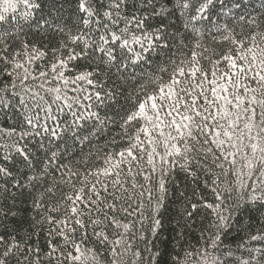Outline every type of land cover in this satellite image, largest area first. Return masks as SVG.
Returning a JSON list of instances; mask_svg holds the SVG:
<instances>
[{
    "label": "trees",
    "instance_id": "trees-1",
    "mask_svg": "<svg viewBox=\"0 0 264 264\" xmlns=\"http://www.w3.org/2000/svg\"><path fill=\"white\" fill-rule=\"evenodd\" d=\"M100 2L104 6L97 9L93 0L94 13L98 11L99 14L89 18L87 14L80 12L79 0H34V3L41 5L40 8L18 6L16 20L0 23V36L4 40L0 48L7 49L4 54L9 60L13 53L21 54L17 55L20 61L26 59L22 55L28 51L22 47L24 43L45 53L31 65H26L33 75L24 81V85L16 77L5 75L0 79V87L15 80V91L30 96L31 92H24L26 85L28 89L44 96L48 102L41 108L35 107L33 101L28 99V107L24 108L19 104L18 97L6 93L5 99L10 100L11 105L7 109H0V166L7 167L17 180L25 183L24 188H18L0 180V209L8 213L0 221V234L15 235L21 243H24L31 231L32 219L39 218L43 212V209L33 208L34 202L40 201L49 207L61 201L62 196L72 191L73 184L78 189L86 176L90 181L96 179L87 174L107 167L104 162L107 154L123 150L127 146L128 137L135 133L137 122L125 124L124 119L134 110L133 98L136 97L139 85L147 82V88L151 90L154 86L151 81L157 76L162 77L166 83L175 64L187 62L193 49L215 61L230 48H235L230 42L232 39L240 40L255 35L259 41L264 35V0H212L205 12L200 14L201 19L195 21L191 20V16L197 15L195 7L206 0H188V9L177 8L174 12V5L167 4L168 11L162 15H155L153 8L159 12L160 5L165 0H153L152 4H147L144 0H124L118 14L111 7L110 0ZM26 11L33 13L28 21L19 16V13ZM105 11L111 12V17L104 16ZM185 12L187 15L183 14ZM133 16L137 20H143V27L136 26ZM85 19H90V22L84 24ZM193 26L199 30L198 33L192 31ZM113 32L121 37L119 41H111L110 35ZM101 36L109 38V43L103 44ZM226 36L229 37L228 40H224ZM73 37L83 39L73 41ZM135 37L140 38L139 43ZM125 39L129 41L128 47L121 46ZM197 41L201 45L199 48H195ZM99 47L112 49L115 60H108L98 50ZM70 54L76 55V59L67 60V65L57 68L56 72L51 70V65L58 60H66ZM201 65L208 67L207 60L201 59ZM10 67L6 61H0V70ZM223 67L221 64V68ZM162 68L167 71H159ZM16 71L23 76L22 70ZM60 71L64 74L62 79L57 78ZM88 71H93V75L89 77L93 84L76 80L78 75ZM40 72L47 75L40 76ZM57 87L61 90L60 100L55 99L56 93L47 91ZM96 93L100 94L99 99L96 98ZM77 117H83L79 123ZM28 118L33 119L37 124L36 128L26 123ZM45 127L48 131L43 130ZM12 129H15V133H12ZM53 131L56 135H52ZM36 132H40V135H36ZM25 133L28 135H24ZM85 136L88 137L87 140L84 139ZM18 147L30 154L32 168L26 166L23 156L17 151ZM53 153L56 154L54 157ZM58 165L68 167L58 170ZM73 171L80 175L74 177L72 183H65L64 180ZM145 171L150 173V167L145 168ZM219 172L216 168L212 173L202 175L199 180L187 176L178 167H173L168 172L165 179L167 192L163 194L162 206L158 209V218L163 225L161 237L174 240L175 243L171 246L181 256L185 249L195 252L200 248H207L209 252L221 256L225 252H231L233 255L227 258L225 264H242L243 260L250 259V252L264 248V240L251 239L253 235L264 234V208L260 211L245 210L246 206L259 207V204L251 201L246 205L245 201L249 196H260L262 193L260 188L244 190L221 182L223 177L217 185L204 184V180ZM155 175L160 176L159 170ZM6 179L11 181V178ZM100 179L111 178L101 176ZM137 179L145 183L143 177ZM50 186H54L53 193L47 191ZM145 186L151 188L155 195H161L156 191V179L147 182ZM229 186L233 187L231 192L226 190ZM211 187L223 191L222 208L226 210L219 215L230 216L226 229L217 227L218 213L206 206L221 203L214 196ZM139 191L140 189L135 190L136 193ZM132 192L129 188V193ZM134 200L139 202L135 196ZM192 205L197 207L193 209ZM62 212L63 210L53 215L60 216ZM142 212L146 217L154 214L151 207L143 208ZM120 215L123 219V214ZM134 219L127 217L128 221ZM150 226L151 219H145L142 225H137V229L144 231L146 239H151L147 236ZM44 227L48 225L45 224ZM139 230H135L137 236L140 235ZM218 234L219 246L210 247V241ZM39 242L43 249L40 264H49V257L44 255L48 251L44 247V234L39 237ZM133 245H138L141 249L152 247L146 240L140 239L134 240ZM88 246L100 248L95 237H91ZM105 256L106 253L99 257L101 264H105Z\"/></svg>",
    "mask_w": 264,
    "mask_h": 264
},
{
    "label": "snow or ice",
    "instance_id": "snow-or-ice-1",
    "mask_svg": "<svg viewBox=\"0 0 264 264\" xmlns=\"http://www.w3.org/2000/svg\"><path fill=\"white\" fill-rule=\"evenodd\" d=\"M144 2L152 4L153 0ZM123 3L124 0H110L111 7L117 14ZM211 3L212 0L199 3L195 7L197 15L191 16V20L201 19L200 14H203ZM95 4L97 9L104 6L100 0H95ZM167 4L174 5L173 12L177 8H189L188 0H165V3L160 5V11L157 12L154 7L153 13L162 15L168 11ZM21 5L27 9L41 7L40 4L34 3V0H0V23L16 20L18 6ZM79 10L89 18L99 14L98 11L94 13L93 0H79ZM183 14L187 15L186 12ZM32 15L31 11L19 13L25 21ZM103 15L111 17L112 13L105 11ZM132 19L136 21L137 27H143L142 19L137 20L135 16ZM89 22L90 19L83 20L84 24ZM192 31L199 32L194 26ZM82 39L83 37H73V41ZM100 39L103 44L109 43V38L101 36ZM110 39L116 42L121 37L113 32ZM228 39L229 37H224V40ZM135 40L140 42L139 37H135ZM230 42L235 48H230L215 61L193 49L187 62L175 64L166 83L162 77L157 76L151 81L154 85L151 90L147 88V82L139 85L136 97L133 98L134 110L124 119L125 124L137 122L135 133L128 137L127 146L123 150L107 154L104 162L108 166L96 172H89L87 175L96 179L90 181L86 176L78 189L73 184L72 191L61 197L63 202L57 201L49 207L40 201L34 202L33 208L43 209V212L39 218L32 219L31 231L28 232L24 243L15 235L0 234V264H40V254L43 251L39 242L41 234L45 236L44 247L48 251L44 255L49 257V264H101L99 257L104 253L105 264H225L227 258L233 255L231 252H225L221 256L209 252L207 248H200L195 252L185 249L184 255L181 256V253L171 246L175 243L174 240L161 237L163 225L158 218V209L162 206L163 194L167 192L165 179L173 167L180 168L195 180L218 168V175L209 176V179L204 180L206 186L217 185L223 177L221 182L239 186L244 190L260 188V196L252 195L245 201L246 205L251 201L259 204V207L246 206L245 210L260 211L264 208V35L259 41L255 35H251L240 40L232 39ZM2 44L4 40L0 36V45ZM128 45L129 41L123 40L121 46ZM22 47L28 50L22 54L26 57L23 61L17 59V55H21L19 53H13L9 60L4 54L7 49L0 48V61L11 65L10 68L0 70V79L5 75L16 77L24 85V81L33 75L26 65H31L45 53L27 43ZM199 47L201 45L197 41L195 48ZM98 50L104 53L108 60H115L112 49L99 47ZM71 59H76V55L70 54L66 60H58L56 64L51 65V70L56 72L57 68L65 67L67 60ZM201 59L207 60L208 67L201 65ZM221 64L224 65L223 68ZM17 69L22 70L23 76ZM93 71L81 73L76 80L93 84L89 79ZM159 71L167 69L162 68ZM39 75L46 76L47 73L40 72ZM63 75V71H60L57 78L62 79ZM15 87V80L0 87V109H7L11 105V101L5 99L6 93L18 97L19 104L24 108L28 107V99L33 101L35 107L42 108V105L48 103L44 96L28 89L26 85L24 92H31L30 96L21 95L15 91ZM47 91L56 93V100L61 99L59 87ZM95 95L97 99L100 98L99 93ZM82 118L77 117V123ZM26 123L32 128L37 127L32 118H28ZM43 130L48 131L46 127ZM12 133H15V129H12ZM36 135H40V132H36ZM52 135H56V132L53 131ZM84 139L87 140L88 137L85 136ZM17 151L23 156L26 166L32 168L30 154L19 147ZM55 155L52 154L53 157ZM57 167L59 170L68 166ZM148 167L151 169L150 173L145 171ZM158 170L160 176L156 177ZM198 172L200 175H197ZM79 175L78 172H70L64 182L72 183L73 178ZM101 176L111 179L101 180ZM137 177H143L145 183H141ZM6 178H11V181ZM152 179L157 180L156 191L161 193L159 196L145 186ZM0 180L4 184L11 183L12 187H25V183L17 180L4 166H0ZM129 188L133 190L131 194ZM136 189L140 191L136 193ZM211 190L221 203L206 206L218 213L217 227L226 229L231 218L219 215L221 211L226 210L222 208L223 191H218L217 187H211ZM226 190L231 192L233 187L229 186ZM47 191L53 193L54 186H50ZM134 196L139 202L134 200ZM145 207H151L154 214L146 217L142 212ZM192 207L195 209L197 205ZM61 210L62 215H53ZM7 214L0 209V221ZM127 217L135 219L128 221ZM145 219H151L147 233L151 239H146L144 231L137 229V225H142ZM45 224L48 227H44ZM109 229L117 231L110 232ZM135 230L140 231L139 236ZM91 237H95L96 243L100 245L99 249L88 246ZM136 239L146 240L152 247L141 249L138 245L134 246L133 241ZM251 239L264 240V234L253 235ZM219 241L218 234L210 241L209 246L217 248ZM242 264H264V248L250 252V259L243 260Z\"/></svg>",
    "mask_w": 264,
    "mask_h": 264
}]
</instances>
